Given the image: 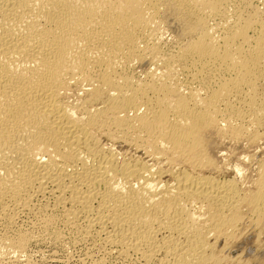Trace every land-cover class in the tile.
<instances>
[{"label":"bare ground","instance_id":"6f19581e","mask_svg":"<svg viewBox=\"0 0 264 264\" xmlns=\"http://www.w3.org/2000/svg\"><path fill=\"white\" fill-rule=\"evenodd\" d=\"M261 138L264 0H0L4 227L33 211L123 260L258 264L237 244L263 229L264 161L248 186L255 153L227 179L216 151Z\"/></svg>","mask_w":264,"mask_h":264},{"label":"rangeland","instance_id":"374dc122","mask_svg":"<svg viewBox=\"0 0 264 264\" xmlns=\"http://www.w3.org/2000/svg\"><path fill=\"white\" fill-rule=\"evenodd\" d=\"M170 35H171V32L166 31L163 34V38L166 41H168L171 37ZM147 67L152 68V66L149 64L140 65L139 63H133V72L137 76H141L143 74V71L145 69H147ZM248 128L251 129L252 127L249 126ZM222 141L223 142H220V145H219L222 147H219L220 149H219V151H216L217 152L216 154L220 155L221 153H223L222 154L223 158H224L222 161L223 162V169L221 168L223 171L220 169L217 176L220 178H224V176H225V178H227V179L232 178L234 176L233 175L234 171L232 170L230 165L233 164L235 162V160H237L242 155L243 156L245 154L250 155L249 153L251 152L252 154L255 153V155H251L250 160L253 159L252 156H255L256 160L254 161V159H255L254 158L252 160V162H250V160H248L249 161L248 163L246 161L243 162V165H245L244 176H243L244 178L242 177V179L240 178V180L242 182H244L245 181L244 179L250 180V179L254 178L255 177L254 172L256 171L255 170L256 168L253 166H256L257 162L260 160L264 161V156H263L264 155V142H263L264 139H262V138H261V140L258 139L257 140L258 143L257 142H256L257 144L254 143V145H255V146L253 145L254 147L252 146V144H250L248 147L249 143H247V145H246L245 143L247 141L245 142V140H243V139L240 141L241 144L238 143L240 145H238L237 143L232 145V143L230 141H227V143L224 140H222ZM103 142H107V141H103ZM259 142H260V144H259ZM241 145H243L244 148ZM259 146H261V147H259ZM223 147H226V149ZM228 147H230V148L228 149ZM231 148L233 149V150H231V151H233V153H231V151H230ZM221 149L222 150L224 149L223 152ZM131 151L129 150V152H131ZM133 153H134V151H132L128 155H132ZM230 154H232L233 156ZM240 154H241V156H240ZM260 154H261V156H260ZM236 157H238V158H236ZM257 158L259 160H257ZM225 159H227V160H225ZM227 163H229V164H227ZM254 163H255V165H253ZM249 165H250V167H248ZM228 166H229V168H228ZM250 177H252V178H250ZM247 182H248V180L244 183L249 186L250 184ZM244 183H242L243 184L242 186L247 187V185H245ZM32 214H33V211L27 213L28 216L26 214H22L23 216L22 215L21 216L15 215V217H13L14 220L12 219V223L9 224V226L11 225V227H9V228L4 227V225H2L3 224L2 221L0 220V234H3V233H5V231H7V229H10L9 231L6 232V234L7 235H14L16 233V232L14 233V231L17 229H20V231L23 230L24 232L26 231V233L28 232L27 234H29V238H30L28 243L26 242V246L23 248L22 251H19L17 253V251L11 252V250L10 251L8 250V252L0 253V264H129V262H131L130 264H141V261H139V259H137V258L135 259V257H133L134 260H133V258H124L125 260H123V258H116V257L108 254L106 251L103 250L104 248L99 245V241H97V240L94 241L91 239H86V240H83V242L80 241V240H82L81 237L80 236L78 237V234L75 233L74 231L69 230L66 227H64L63 224L61 225V222H59L58 219L54 220V222H53L54 224L51 223V227L49 226L47 229L44 230L41 227L42 223H41L38 215L35 212H34V215H32ZM36 215H37V217H36ZM56 221H58V222H56ZM263 223H264V221L261 224V227H263V229L261 228V232L259 234H255L254 232H253L254 234H252V231H247L246 233L244 232L243 236L239 239L240 243L237 244V247H239V249L243 248L242 251L244 252V255L247 254L246 256L243 255L244 257H249V255H251V254H257V256L259 258V259L257 258L258 264H264V257H263L264 256V224ZM13 224H14V226H13ZM31 233H32V235H30ZM58 234H59V236H58ZM96 241L98 243L97 245H96ZM255 241H258V245H259V246H256V248H254L255 247L254 246ZM220 246H221V244L218 245V247H220ZM99 248L101 251L99 250ZM234 248L236 249V247H234ZM101 255H102V257H101Z\"/></svg>","mask_w":264,"mask_h":264}]
</instances>
